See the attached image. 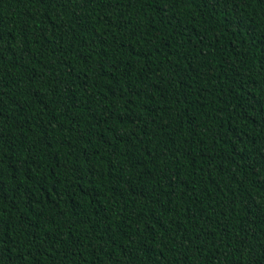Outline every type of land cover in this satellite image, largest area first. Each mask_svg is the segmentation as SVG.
I'll use <instances>...</instances> for the list:
<instances>
[{
  "label": "trees",
  "instance_id": "obj_1",
  "mask_svg": "<svg viewBox=\"0 0 264 264\" xmlns=\"http://www.w3.org/2000/svg\"><path fill=\"white\" fill-rule=\"evenodd\" d=\"M0 264H264V0H0Z\"/></svg>",
  "mask_w": 264,
  "mask_h": 264
}]
</instances>
